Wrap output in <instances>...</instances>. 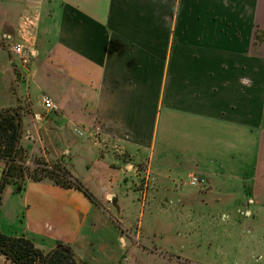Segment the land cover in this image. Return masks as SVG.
Listing matches in <instances>:
<instances>
[{
	"label": "crops",
	"instance_id": "obj_1",
	"mask_svg": "<svg viewBox=\"0 0 264 264\" xmlns=\"http://www.w3.org/2000/svg\"><path fill=\"white\" fill-rule=\"evenodd\" d=\"M32 15L24 65L11 46ZM6 108L24 109L27 153L94 197L28 182L7 235L90 264L141 248V264H177L202 245L179 222L264 221V0H0Z\"/></svg>",
	"mask_w": 264,
	"mask_h": 264
},
{
	"label": "trees",
	"instance_id": "obj_2",
	"mask_svg": "<svg viewBox=\"0 0 264 264\" xmlns=\"http://www.w3.org/2000/svg\"><path fill=\"white\" fill-rule=\"evenodd\" d=\"M257 42L261 43L263 39L257 36ZM24 116L22 108L0 109V162L4 163L0 177V211L7 186H15L22 192L28 182H49L64 189H75L94 201L92 194L60 161L37 158L29 163L27 151L22 146ZM0 256L9 264H90L72 245L43 247L25 234H5L1 224Z\"/></svg>",
	"mask_w": 264,
	"mask_h": 264
},
{
	"label": "rangeland",
	"instance_id": "obj_3",
	"mask_svg": "<svg viewBox=\"0 0 264 264\" xmlns=\"http://www.w3.org/2000/svg\"><path fill=\"white\" fill-rule=\"evenodd\" d=\"M26 154L29 163L40 157L39 154L29 152ZM64 167L69 171L67 164ZM19 200L20 194L17 188L7 186L0 211V221L3 222L5 230L12 229L23 218L24 210ZM149 224L144 222L147 231ZM178 227L184 233L190 229L195 231L194 235L202 245L198 247V250L189 245L183 247L182 252L178 254L187 260L181 263L176 262L177 264H191L190 262L193 264H264V221L247 220L241 223L215 221L205 226L204 223L201 225L198 222H179ZM135 231L139 232L138 229ZM139 247L141 248L142 245ZM138 252L130 251L128 264H141L142 248ZM0 264H7L1 256Z\"/></svg>",
	"mask_w": 264,
	"mask_h": 264
},
{
	"label": "built area",
	"instance_id": "obj_4",
	"mask_svg": "<svg viewBox=\"0 0 264 264\" xmlns=\"http://www.w3.org/2000/svg\"><path fill=\"white\" fill-rule=\"evenodd\" d=\"M38 21H39L38 15H32V16L24 17V19L22 21L21 28H20L21 33L23 34L21 36V38H22V41L24 43H18V44L11 46V51L15 55L21 57V61L23 62L24 65L28 64L29 56H30L26 47H25V42H26L25 38H26V35H30L33 32ZM42 103H43L44 108L47 111L56 112L59 110L58 104H56L48 96H44L42 98ZM78 134L84 135V133L82 131H79ZM1 175H2V172L0 171V177H1ZM188 183L191 187H197V188H205L207 185L206 179L204 177H202L201 175H196V174L189 176ZM128 263H129V258L124 257L119 264H128Z\"/></svg>",
	"mask_w": 264,
	"mask_h": 264
}]
</instances>
